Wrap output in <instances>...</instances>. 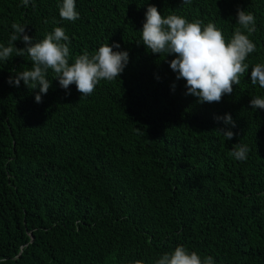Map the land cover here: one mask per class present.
<instances>
[{
	"label": "trees",
	"instance_id": "16d2710c",
	"mask_svg": "<svg viewBox=\"0 0 264 264\" xmlns=\"http://www.w3.org/2000/svg\"><path fill=\"white\" fill-rule=\"evenodd\" d=\"M60 3L0 0V43L14 22L33 42L59 26L70 57L118 43L129 62L89 96L53 79L37 103L39 88L8 83L29 58L0 61V264H154L177 245L214 264H264V109L250 104L264 96L250 80L264 63V0H76L74 22L60 18ZM149 5L212 22L226 40L238 8L254 14L256 50L231 94L186 95L175 56L142 43ZM225 114L235 127L215 119ZM236 143L248 146L245 161L230 156Z\"/></svg>",
	"mask_w": 264,
	"mask_h": 264
},
{
	"label": "clouds",
	"instance_id": "9594fccd",
	"mask_svg": "<svg viewBox=\"0 0 264 264\" xmlns=\"http://www.w3.org/2000/svg\"><path fill=\"white\" fill-rule=\"evenodd\" d=\"M190 2L183 0V3ZM29 3L30 0H22L25 7ZM58 7L62 20L74 22L79 18L76 0H61ZM255 23L253 13L238 8V27L226 40L212 22H189L176 14L164 16L157 7L149 5L140 32L142 43L150 53L160 54L164 58L175 56L169 62L170 68L177 73V80L186 81V95L197 97L199 103H218L225 94L233 92V85H239L240 78L249 70L250 65L246 60L256 50L255 43L250 39L256 30ZM11 28L13 31L7 46L0 43V61L8 62L13 56L29 58L31 67L16 72L14 78L10 76L8 83L19 87L23 80L30 90L39 88L35 95L37 103L42 102L41 93L47 94L53 79L58 80L65 90L75 84L81 97L89 96L101 81L110 82L120 77L129 62L127 51L113 50L120 48L118 43L111 46L103 44L93 53L84 51L74 58L70 57L69 37L63 27H54L43 39L35 42L25 33V25L14 22ZM18 40L25 44L24 48L15 47L14 42ZM50 71L53 74L51 80L48 79ZM250 80L252 85L258 84L264 88V63L251 66ZM250 104L252 109H264V96H253ZM215 119H222L225 125L235 127L230 114ZM217 131L227 140L234 136L231 130L222 128ZM248 152L247 145L236 143L230 156L237 161H245ZM132 264H144V261L137 259ZM154 264H214V261L211 256L202 259L197 252L177 245L173 251L163 253Z\"/></svg>",
	"mask_w": 264,
	"mask_h": 264
}]
</instances>
